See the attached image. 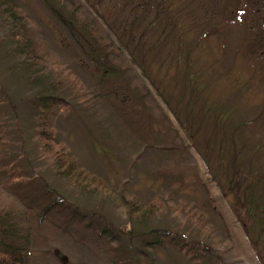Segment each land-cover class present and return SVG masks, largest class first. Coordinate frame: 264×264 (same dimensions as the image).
<instances>
[{
  "label": "rangeland",
  "instance_id": "1",
  "mask_svg": "<svg viewBox=\"0 0 264 264\" xmlns=\"http://www.w3.org/2000/svg\"><path fill=\"white\" fill-rule=\"evenodd\" d=\"M13 1L27 21L32 45L46 42L65 73L68 70L76 83L85 86L80 102L74 100L77 91L62 92L74 101L75 110L60 113L57 137L67 142L83 166L113 186L132 176V190L140 196L171 192L175 201L194 203L206 212L217 233L216 239L207 236L209 231L207 237L195 236V242L202 238L209 252L170 240L161 246L154 235H146L133 245L152 246L153 258L148 263L219 264L214 260L217 251L223 264H262L233 212L232 194H223L203 151L210 152L220 137L213 125L250 121L262 112V125L247 127L245 135L248 144L261 147L262 157L257 161H264V0L70 1L84 16L80 20H96L118 48L112 53L115 66L128 67L111 79L103 77V69L78 50L41 0ZM6 32V27H0V116L8 142L15 141L14 148L20 150L21 144L31 142L32 114L40 89L23 79L18 68L21 58ZM187 57L192 66L188 72L204 94V104L192 103L185 83L179 84L189 64ZM135 61H142L143 68ZM214 110L221 113L217 120ZM184 126L194 131L192 138ZM164 170L178 177L167 188L163 179H154ZM5 181V173L0 172V183ZM106 208L117 225H130L120 210L111 205ZM60 224L45 222L37 229L27 264H109L104 241L94 237L91 229L76 222ZM118 237L122 245H129L127 239ZM193 239L187 241L193 243Z\"/></svg>",
  "mask_w": 264,
  "mask_h": 264
},
{
  "label": "trees",
  "instance_id": "2",
  "mask_svg": "<svg viewBox=\"0 0 264 264\" xmlns=\"http://www.w3.org/2000/svg\"><path fill=\"white\" fill-rule=\"evenodd\" d=\"M41 1L67 29L78 50L103 69V77L111 79L117 73L127 70L128 67L118 69L115 66L112 53L117 52L118 48L104 35L96 20H80V16H84L78 13L79 7L73 8L70 4L72 0ZM0 27L7 28L5 36L15 44L13 51L21 58L18 68L23 79H26L28 85L34 83L40 89L38 105L32 114L31 142L23 143L24 147L21 144L20 150L14 148L15 141L8 142L9 135H5L4 122L0 116V172L6 176L5 183H0V264H27L35 233L45 222H53L55 226L76 222L91 229L94 237L104 241L109 264H149L148 259L151 261L153 258L152 246L133 245L134 241L146 235H154L161 246H165V240H170L177 244L182 242L191 245L196 251L209 252L202 238L195 242V236L214 239L218 236H215L217 233L206 212L194 203L180 199L175 201L171 192L140 196L132 190V176L113 186L104 177L81 164L67 142L57 137L56 125L61 120L59 116L62 111L75 110L74 101L63 97L62 92L66 90L72 95L74 90L77 91L74 100L80 102L85 89L83 82L76 83L67 69L65 73L58 60L53 59L46 42L32 45L27 21L13 0H0ZM144 50L147 53L148 48ZM189 58H186L187 63ZM135 62L143 68L142 61ZM188 69L192 71L190 62L185 72H182L185 73L184 80L179 79V84L181 81L185 83L183 88L192 103L204 104V94L199 92L200 87L193 81ZM172 91L170 89L169 93ZM164 93L169 99V93ZM173 93L177 95L176 88ZM174 112L178 120H181L178 111ZM219 114L214 110L216 120ZM261 115L262 112L250 121H230L229 124L224 123V127L213 125L214 129L220 131L217 132L220 137L210 152L203 151V154L208 156H205L208 158L206 163L223 194H232L233 212L264 264V161H257L263 151L253 142L248 144L245 135L247 127L262 125ZM153 117L161 122L157 116ZM184 127L187 135L192 138L194 131ZM11 150L14 152L10 153ZM13 154L15 159L12 158ZM169 172L164 170L154 177L155 181L163 179V188L174 185L178 179L175 173ZM34 183L36 187L33 188ZM209 200L212 205L215 204L214 200ZM108 205L120 210L126 218L124 221L130 225H117L108 216ZM157 222L159 226L154 227ZM182 227L184 230H178ZM206 231L210 234H205ZM118 236L127 239L129 245H122ZM191 237H194L191 241L194 245L187 241ZM218 242L221 244L220 240ZM214 253V260L223 264L222 254L217 251Z\"/></svg>",
  "mask_w": 264,
  "mask_h": 264
}]
</instances>
